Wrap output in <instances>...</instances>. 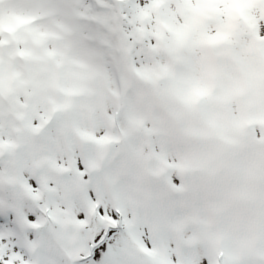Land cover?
<instances>
[{
  "label": "snow or ice",
  "instance_id": "6c2138e0",
  "mask_svg": "<svg viewBox=\"0 0 264 264\" xmlns=\"http://www.w3.org/2000/svg\"><path fill=\"white\" fill-rule=\"evenodd\" d=\"M0 264H264V0H0Z\"/></svg>",
  "mask_w": 264,
  "mask_h": 264
}]
</instances>
